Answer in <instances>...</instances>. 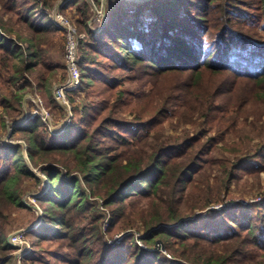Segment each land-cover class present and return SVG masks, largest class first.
Returning <instances> with one entry per match:
<instances>
[{"label": "trees", "instance_id": "1", "mask_svg": "<svg viewBox=\"0 0 264 264\" xmlns=\"http://www.w3.org/2000/svg\"><path fill=\"white\" fill-rule=\"evenodd\" d=\"M55 1L0 0V76L23 84L0 94V104L29 160L23 144L0 141V264H14L13 255L6 257L14 246L4 222L11 211L30 208L27 193L42 185L35 170L49 181L34 196L42 221L27 234L37 264H51L38 254L47 239L57 243L51 257L64 264H264V197L229 204L223 195L232 180L264 171L258 118L251 125L259 136L253 152L234 160L225 154L240 152L242 142L231 146L226 138L231 129L252 130L255 99L264 113V0H148L136 7L106 0L98 32L90 1L68 0L62 9L75 11L84 34L77 92L89 101L72 108L63 132L40 114L28 113L15 126L27 92L41 98L50 119L65 113L52 93V78L64 65L44 47L59 30L48 12ZM3 17L25 28L27 46L9 35ZM167 123L193 132L166 134ZM213 168L221 175L199 181ZM97 198L112 213L111 234L142 220L144 246L131 233L105 242ZM142 199L149 208L129 215L126 208ZM158 240L172 256L156 247Z\"/></svg>", "mask_w": 264, "mask_h": 264}, {"label": "rangeland", "instance_id": "2", "mask_svg": "<svg viewBox=\"0 0 264 264\" xmlns=\"http://www.w3.org/2000/svg\"><path fill=\"white\" fill-rule=\"evenodd\" d=\"M57 1L58 0H56L54 2V5L57 3ZM101 1L102 0H100L99 3H96V6L100 10H101L100 6L102 4ZM145 1H148V0H130L133 7H136L135 3L145 2ZM54 5H53V7H54ZM103 6H105V4H103ZM53 7H52V9H53ZM51 10H48V12ZM102 10H103V8H102ZM62 11L68 18L71 19L72 23L76 26L77 31L80 32L79 28L76 24V13H75V11H73L72 8H69V7H67L65 10L62 9ZM143 12L144 13L141 16L143 17L144 21H147L150 17L149 11H148V9L144 8ZM104 16H105V12H104ZM95 19L96 20H94L93 29L97 28L96 26L98 23L97 16L95 17ZM2 21H3V26L5 27L6 31L9 33V35L12 38H17L18 36L23 37V39L21 40L23 45L27 46L29 44L28 40L30 38V35L28 34V32L25 30V28L20 23L15 22L13 19L7 20L6 17H3ZM98 30H99V28H98ZM96 32H98V31H96ZM83 38H84V35H83ZM65 44H66L65 35L60 30L54 32L49 37L48 41L45 42L44 47H46L45 50H46V53H48L49 57L53 58L54 61H58V62L62 63V65H64V68L60 67L56 70L55 75L52 78V80H53L52 93H53V86L56 83L62 82L67 78V67H66V59H65ZM16 62H18V60H16ZM22 85H23L22 82H19L16 84V86H11L5 76H0V94L9 95V93L14 92L15 89L20 88ZM77 93H78V97H77ZM77 93L76 94L71 93L68 95V99H69V102L71 105L72 116H73L72 108L74 106L77 107V105H78V107H80V109H81V107L85 104V102L89 101V99L85 97L84 92L79 91ZM69 96H71V97L69 98ZM73 97H74V100L71 101L72 100L71 98H73ZM23 102L25 104L24 118H25V114L33 113V112L36 113V111H38V113L41 114L43 108L45 111H47L45 109L43 103H42V100L40 103L38 101V97H34L32 93L27 92L24 96ZM35 104L39 108L36 107ZM248 106H249V104L247 105V107ZM259 107H262L260 102H259V99H255L250 105V115L248 116V125H249V128L252 130H248V128L246 131H244V129H240L239 134H237L234 131L232 132V129H231L229 136L226 138L227 142L231 143V146L236 141L242 142V146L240 147V152L237 153L236 155L225 152V154H227L231 159L233 158V156H234V158L236 156L242 157L245 155V153H252L253 149H254L253 148L254 145L259 141V136H257V131L253 130V129H255V126L251 127V125L253 123L252 120L255 118H258L261 121H264V113L261 112ZM65 108L66 107L64 106V112H65L64 115L61 113L60 110H57V112L53 116V119H50L51 117L47 111L48 116H49V120L50 121L54 120V122L52 121V124L50 125L52 130H56L57 132L58 131L63 132L65 127L70 123L72 116L68 117V113L65 110ZM79 112H81V110H79ZM38 113H36V114H38ZM6 117H7L6 113L3 110L2 105L0 104V141H4V142L9 143V144L21 143V141H23V140L17 141V140L12 138V136H11V132H12L11 128L12 127L10 128V126L8 125L9 121ZM24 118H22L21 120H23ZM59 118H61V119H59ZM240 120H241V118L239 119V123H238L239 128L241 125H243V123H241V125H240ZM6 123H7V125H5ZM257 124H260V123H257ZM185 129L189 130L190 132H193L191 126H189V125L178 126L176 129H174L173 125H169L168 123L166 124V134H171V135L181 134ZM57 132H55V133H57ZM23 142H25V141H23ZM21 144H23V143H21ZM23 148H24V145H23ZM26 148H27V145H26ZM26 148L24 149V151H26ZM23 154H24V152H23ZM26 156H27V154H26ZM26 156H24V157L27 160V162H29L28 156H27V158H26ZM234 158L232 160H234ZM35 171H36V174L42 180L41 188L37 189V190L35 188H32V190H30L27 193L26 197L28 199V204L30 205L29 209L13 210L9 213V216L7 217V219H5V222H4V226H5V229H6L8 236L12 232H14L20 228H26V227L33 226V225L38 226L40 224V222L42 221L43 211L40 208L39 204L35 202L34 196H37L38 194L45 193L47 191L48 186H49V181L40 171H38V170H35ZM219 175H221V172L219 170H217L216 168H213L211 171L208 170L199 179V181L201 180L204 182V177H206V179H208L209 182L212 183V178L214 176L217 177ZM223 195L225 198V202L229 203V204L231 202H240L242 204H246L248 202L260 201L264 197V171H261L260 173H258L255 176L244 175V177H242V179L232 180V182L230 183V188L227 190V192L224 191ZM93 199H96V198H93ZM101 202H103V200L101 198H97V212H98V214L102 215V217H103V220L101 222V231L104 234L105 242L110 244V245H114L115 243L112 240L116 234L129 231L131 234L134 235L136 240H138L140 242V243L139 242L138 243L140 245L144 246L143 242L140 240V236L145 234V229H144V225H143L142 220L136 219L132 226H130L124 230L114 232L111 234L108 229H109V226L111 223L112 213L110 212V210L106 206H104V204H103V208H101ZM149 206H150L149 202L147 200L142 199L140 201H135L133 207L126 208V212H128L129 215L134 216V215H137L138 211L141 208H149ZM220 206L221 205H217V206H214V208L218 209ZM106 220L109 221V224H108L107 228L104 229L103 225H104V222ZM34 230H35V228H34ZM174 240L176 243H178L180 238L175 237ZM27 241L31 247V252H29L25 256L24 264H37V260L32 259L33 251L36 249V243H35L34 239L30 238L29 235L27 236ZM187 241H190V239H188ZM56 246H57V243L55 241H53L52 239H47L45 241H42L40 246H39L38 254L39 255L43 254L45 256L47 255L46 260L49 261L51 264H64L65 262L62 261L61 256H58L54 259L51 257L53 254V250ZM161 246H163V248ZM156 247H161V251L163 253H165L169 256H172L165 249L161 240L157 241ZM15 251H17V250L14 247V249H12L11 251H9V253L6 254V257H10L13 255V259H14V252ZM189 264H192V263H189ZM239 264H242V263H239Z\"/></svg>", "mask_w": 264, "mask_h": 264}, {"label": "built area", "instance_id": "3", "mask_svg": "<svg viewBox=\"0 0 264 264\" xmlns=\"http://www.w3.org/2000/svg\"><path fill=\"white\" fill-rule=\"evenodd\" d=\"M68 0H58L57 3L54 5L53 9L49 13L53 22L57 26V28L62 31L65 35V59H66V67H67V78L62 81L58 82L53 86V95L57 99V101L63 104L66 108L71 110V105L68 99V95L73 93L76 94L77 90L81 84V74L78 67V44L80 39L83 38L82 33L77 31L76 26L72 23L71 19L68 18L62 11V7ZM91 3V9L93 11L94 20L97 16V21H100L104 18V8L103 3L101 4L100 8L101 11L93 0H89ZM102 2V1H101ZM102 12V13H101ZM96 16H95V15ZM97 23V28L95 30L98 31L99 24ZM94 27V26H93ZM34 100V99H33ZM36 101V100H35ZM38 101L41 103L40 97H38ZM38 113V111H36ZM35 112L31 113L29 116L32 117L36 114ZM39 114V113H38ZM28 116V114H26ZM44 118H49L47 111L42 109V113L40 114ZM26 121V116L23 120L14 123L15 126L23 125ZM11 128V127H10ZM51 128V126H50ZM12 129V128H11ZM101 208H103V202H101ZM109 221L106 220L104 222V229L107 228ZM36 225L29 226L26 228H20L14 232H12L8 236V242L13 245L17 251L14 252V264H24L25 256L31 252V247L27 241V234L30 231H33ZM130 234V232H121L116 234L113 237L114 243L119 242L125 235ZM137 242H139L137 240ZM140 243V242H139Z\"/></svg>", "mask_w": 264, "mask_h": 264}, {"label": "water", "instance_id": "4", "mask_svg": "<svg viewBox=\"0 0 264 264\" xmlns=\"http://www.w3.org/2000/svg\"><path fill=\"white\" fill-rule=\"evenodd\" d=\"M102 3L105 4V3H106V0H102ZM65 110H66L67 113H68V117H71V116H72L71 110H70L69 108H65ZM25 116H26V114H25ZM21 143H23V145H24V149H25V148H26V144H25V142L21 141ZM24 156H26V151H24ZM26 158H27V156H26ZM39 216H40V215H39ZM161 247L163 248V246H161Z\"/></svg>", "mask_w": 264, "mask_h": 264}]
</instances>
